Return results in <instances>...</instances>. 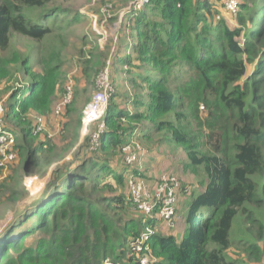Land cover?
<instances>
[{
	"label": "trees",
	"instance_id": "16d2710c",
	"mask_svg": "<svg viewBox=\"0 0 264 264\" xmlns=\"http://www.w3.org/2000/svg\"><path fill=\"white\" fill-rule=\"evenodd\" d=\"M66 1L0 0V53L12 34L43 40L52 32L48 21L69 12ZM238 2V21L230 26L215 15L218 0H150L142 5L124 28L133 33L129 43L136 59L158 73L143 80L148 90L144 112L117 110L109 98L101 124L89 131L81 126V134L90 132L82 137L68 132L62 150L47 135L34 133L29 119L30 113L55 116L54 85L46 77L31 76L13 95L2 120L5 126L12 123L20 137L16 158L9 163L12 175L0 189L16 199L27 195L24 176L51 168V180L35 204L17 210L4 230L0 264H137L129 242L146 228L152 230V264L264 261V0ZM245 20L251 22L246 34ZM175 69L192 72L176 89L168 82ZM187 91L195 113L182 106ZM74 95L73 87L72 100ZM199 105L204 118L188 121L200 117ZM144 114L155 118V130L164 131L162 140L184 147L191 171L203 174L199 184L204 187L189 201L180 240L163 232L156 217L140 215L126 197L129 169L121 148L137 126L131 122ZM79 138L82 143L74 148ZM14 163L19 166L12 172ZM10 202L5 204L12 206ZM133 209L138 216L128 217ZM235 221L246 223L248 262L232 261L227 254Z\"/></svg>",
	"mask_w": 264,
	"mask_h": 264
},
{
	"label": "rangeland",
	"instance_id": "374dc122",
	"mask_svg": "<svg viewBox=\"0 0 264 264\" xmlns=\"http://www.w3.org/2000/svg\"><path fill=\"white\" fill-rule=\"evenodd\" d=\"M139 1L141 5L137 7L136 3ZM146 3H150V0H68L64 4L68 7L69 12L61 14L56 20L48 21L52 27V32L43 40L36 41L12 34L7 49L0 53L1 105L7 107L8 102L12 101L13 95L21 92V89L30 83L29 80L32 76V80L34 77H46V81L50 85H54L52 103V106H54L63 93L66 81L71 79L75 95L70 106L59 117L52 115L46 117L44 115V129L41 131L42 135H47V140L49 139L51 143L57 142V150H62L64 147L62 138L65 139L68 132L76 131L79 134L77 128L84 126L83 123H80L83 109L99 89L98 77L107 67L109 81L113 86V92L110 93L108 99L111 98L114 107L117 110L127 112H134L137 109V111L144 112V104L147 103L145 93L148 90L144 86L145 82L143 80L147 81L151 77H157L158 73H154L149 66H143L136 59L137 56L132 50L133 46L129 43V40L130 42L134 40L133 33L129 34V31L124 28V24L129 23V20L133 21L134 14ZM106 5H111L112 10H103L102 8ZM223 12L222 7H219V11L215 14L220 17L217 19L223 20L228 26L237 23V16L230 17ZM94 15L97 16L95 20ZM247 17L248 13L245 19ZM245 23L244 34L247 33L248 27L251 25L250 20H245ZM51 67L54 68L51 69ZM248 67L250 68V63ZM25 68H27L28 74L24 72ZM191 75L190 70L175 69L168 76V82L172 88L176 89L178 83L188 81ZM188 96L189 91L186 92V96L182 97V106H184L185 111L189 112L191 109L195 113L194 103ZM183 108L180 107V110ZM200 111L202 112L199 114L200 117L192 116V118H188V121L203 119L206 111L204 109ZM29 119L33 125L34 122L30 116ZM155 121V118L151 115L144 114L141 120L131 122L132 126H137L133 129L128 141L132 139L139 141L146 154L149 153L150 155L155 150L154 154L156 155L153 154V156H158L161 159L158 165H163L172 157L181 162L179 164L180 168L188 178L195 179V183L181 180L182 188L178 192H182L183 201L186 203L196 191V188L200 186L198 179L203 177L202 171L190 172L189 166L184 163L187 160L184 147L169 140H162L164 131L155 130ZM6 125L12 128L16 134V142L19 141L20 134L17 133V129L10 122ZM94 126L95 123H92L91 127ZM194 126L196 125L194 124ZM89 133L87 131V134ZM143 134L148 136L144 138L142 137ZM81 143L82 139L75 140L74 148L81 145ZM71 152L65 156L66 159L71 157ZM181 154H184V156H181ZM145 161L144 156L142 165ZM152 161L148 160L146 162L147 168L152 167ZM18 166L19 163H14L11 168L13 169L12 172ZM116 168L118 169L117 166H115ZM162 168L164 172L172 171ZM48 170V172L44 170L23 177V189L27 192V195L23 197L12 199L11 192H4L0 189V237L17 216V212L21 211L18 209L20 204L28 200L29 205L22 211L27 210L43 194L45 187L51 180V168ZM144 171V168L140 171L142 176H144ZM11 175L10 170L6 171L0 177V183L7 180ZM15 187L16 190L20 189L18 185ZM23 189L18 192L23 191ZM200 190L202 188L196 192ZM179 197L181 195H178V201ZM9 199H11L9 204L12 206L5 204ZM189 203H187V208ZM182 205L181 202L177 216L185 218L187 208L186 210L183 209ZM136 212L133 209L132 212H128L127 216H138ZM138 213L143 215L140 211ZM244 224L246 225L243 221L240 222V225L235 221L234 228L231 231L233 245L227 250V254L232 261L237 259L243 262L249 261V255L245 251L246 246L249 245V238L243 230L245 228ZM184 225V221L181 219L179 229L182 230ZM179 229H176L177 232H179ZM250 264H256V262ZM257 264H264V261Z\"/></svg>",
	"mask_w": 264,
	"mask_h": 264
},
{
	"label": "built area",
	"instance_id": "2783aa9c",
	"mask_svg": "<svg viewBox=\"0 0 264 264\" xmlns=\"http://www.w3.org/2000/svg\"><path fill=\"white\" fill-rule=\"evenodd\" d=\"M223 13L234 17L239 10L238 0H218ZM137 7L141 2L136 3ZM103 10H111V5H106ZM217 18H220L217 15ZM97 16L94 15V20ZM99 89L95 92L91 100L85 105L82 112V123L87 126L88 131L92 123L101 124L100 119L105 114L108 97L113 92V86L109 81L107 67L98 77ZM73 81L68 79L65 83L63 93L53 107V113L59 117L66 106L72 101ZM19 98V95L16 97ZM4 107L0 103V169L5 174L8 171L9 163L15 160L16 135L8 129L3 120ZM33 120L34 133H41L44 129V118L40 114L29 115ZM79 130V136L81 129ZM95 139V136H94ZM145 149L137 140H130L121 148V157L125 165L128 166L126 174V197L144 216L156 217L168 229H172L176 224V210L178 202V190L180 189V178L172 171L160 174L154 181L145 179L140 173L143 169L142 159L145 156ZM152 230L146 228L142 233L132 238L129 242L132 250L137 255V264H152L150 234Z\"/></svg>",
	"mask_w": 264,
	"mask_h": 264
},
{
	"label": "crops",
	"instance_id": "0c3cea01",
	"mask_svg": "<svg viewBox=\"0 0 264 264\" xmlns=\"http://www.w3.org/2000/svg\"><path fill=\"white\" fill-rule=\"evenodd\" d=\"M53 107L54 106H52V109H53ZM30 114H33V113H30ZM80 123L82 124V121H80ZM154 151L155 150H153V153L150 154V155H149V153L148 154L145 153L146 161H145V163L142 166L144 168V170H145L143 172L144 177L147 178L149 180V182L150 181H154L161 173H163L164 171H163V168L162 167H164L165 170H172L173 172H175L178 176H180V178H181V180L183 182L186 181V180H188V181H191V182L195 183V179L192 178V177L191 178H188V176L186 175V173L180 168V165L179 164L181 162H178L174 157H172L170 160L168 159L169 161L167 160L166 162L163 163V165H158V162L161 159L158 156H157L158 158L153 156ZM154 155H156V154H154ZM181 156H184V154H181ZM148 160H153L151 162V164H152L151 165L152 166L151 168H147L146 167V162ZM184 163L187 166H189L188 160H186ZM113 166H115V165L113 164ZM189 169H190V167H189ZM190 172L192 173L191 169H190ZM150 179H154V180H150ZM199 180L200 179H198V181ZM203 187L204 186L200 185L199 187L196 188V191L199 190V189H201V188L203 189ZM196 191L189 197V199L187 200L186 203L183 201L184 197L182 196V192L181 193L178 192V195H181V197H179V201L177 203V212L179 211V206H180L181 202L183 203V205H182L183 209L186 210L187 203H189V201L191 200V198L198 193ZM187 210H188V208H187ZM181 219H182V221H184V224H185V218H181V217L177 216V214H176V224H175V227L172 230H168L162 223H159V227L163 230V232H166L168 234H171L174 237H176V239H179L180 240L182 238L183 234H184L185 226H186V224H185L184 225V228L182 230L179 229V222L181 221ZM177 228L179 229V232H177V230H176Z\"/></svg>",
	"mask_w": 264,
	"mask_h": 264
},
{
	"label": "water",
	"instance_id": "95a60500",
	"mask_svg": "<svg viewBox=\"0 0 264 264\" xmlns=\"http://www.w3.org/2000/svg\"><path fill=\"white\" fill-rule=\"evenodd\" d=\"M29 203L30 202L28 200L24 201L23 203L20 204L18 209H20L22 211L24 208H26L29 205Z\"/></svg>",
	"mask_w": 264,
	"mask_h": 264
},
{
	"label": "clouds",
	"instance_id": "9594fccd",
	"mask_svg": "<svg viewBox=\"0 0 264 264\" xmlns=\"http://www.w3.org/2000/svg\"><path fill=\"white\" fill-rule=\"evenodd\" d=\"M199 108H200V110H203L204 109V107L202 106V105H200L199 106ZM180 178V177H179ZM180 181H181V179H180ZM180 188H182V184H180ZM179 191V190H178ZM177 195H178V193H177ZM178 203V202H177ZM176 214H177V210H176ZM160 222V221H159ZM161 223V222H160ZM167 228V227H166ZM168 229V228H167ZM173 229V228H172ZM172 229H168V230H172Z\"/></svg>",
	"mask_w": 264,
	"mask_h": 264
}]
</instances>
